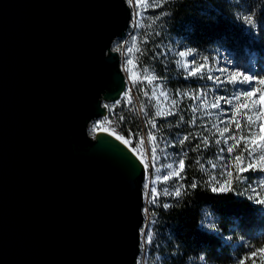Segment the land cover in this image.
Listing matches in <instances>:
<instances>
[{"label":"water","instance_id":"water-1","mask_svg":"<svg viewBox=\"0 0 264 264\" xmlns=\"http://www.w3.org/2000/svg\"><path fill=\"white\" fill-rule=\"evenodd\" d=\"M127 0H0V264H137L146 168L106 129Z\"/></svg>","mask_w":264,"mask_h":264},{"label":"trees","instance_id":"trees-1","mask_svg":"<svg viewBox=\"0 0 264 264\" xmlns=\"http://www.w3.org/2000/svg\"><path fill=\"white\" fill-rule=\"evenodd\" d=\"M158 2L147 0L135 28L132 31L129 28V32L135 36L137 64L152 69L160 79L155 82L156 86L166 87L172 97L197 82L184 77L183 70L177 67V61H181L179 53L174 52L176 58L167 62L173 56V51L167 48L173 39L194 46L203 55L210 54L209 49L214 45L242 55L250 51L264 55V0H166L161 7H156ZM239 7L243 10L242 16L235 14ZM248 15L253 16L254 32L243 19ZM242 99L236 101L237 104H242ZM187 105L179 102V111L167 117H155L157 108L166 109V106L150 108L157 125L153 133L157 131L158 149L171 156L176 152L177 160L185 161L183 170L175 166L181 171L182 180L173 178L158 182L157 190L161 192L164 188L172 191L179 184L184 187L180 197L161 194L152 207L156 224L154 245L160 255L157 264H188L189 259L195 258H199L201 264H240L241 261L264 264L261 251L264 249V205L256 203L255 198L250 199L242 185L233 182L229 185L231 191L211 190L222 181L216 169L207 167L217 152L216 135L200 123L189 124L191 116ZM181 115L183 121L179 119ZM124 116L120 132L129 144H133L145 129L137 113L127 110ZM241 116L236 114V119L240 121ZM185 135L192 138L180 145L178 138ZM203 136L209 137L208 147L202 143ZM197 144L200 145L198 149ZM243 146L244 141H241L236 151ZM170 171L166 168L162 177ZM257 173L262 171H245V181L255 179ZM212 177L217 180L211 181ZM194 182L198 185L196 188L191 186ZM164 204L171 206L165 208ZM207 215L212 223L205 220Z\"/></svg>","mask_w":264,"mask_h":264},{"label":"rangeland","instance_id":"rangeland-1","mask_svg":"<svg viewBox=\"0 0 264 264\" xmlns=\"http://www.w3.org/2000/svg\"><path fill=\"white\" fill-rule=\"evenodd\" d=\"M127 2L130 4L132 9V17L130 20L131 25L130 27H128L126 35L122 38H116L113 41L112 46L113 48L119 49L120 64L125 73L126 81L128 82V91L131 95V100L126 102L118 100L119 103L111 102L108 103V107L113 108L115 112V117L120 121V123L125 118V111L129 110L131 113V110L133 108L135 109L137 105H139L141 109L142 107L144 109L143 111L140 110L142 126L145 129L144 133L139 135V139L142 141V148H137V150L133 148L136 154L143 159L144 163L149 164V167L146 168V177L143 181V185L145 183H150L152 180H155L157 176H160L162 180V175L164 174V171L166 169V167L164 166H166L167 164L172 163L174 166L179 167V161L177 160L178 155H176V152H174V155L171 156V154H167V152H165V154H162L160 150L157 149L156 155L159 156V159L153 161L152 149L153 147L157 146L158 141L156 139L155 144L149 143L148 141V134L150 132L153 133L154 130L148 123L149 120L154 119V116L150 115V108L152 106L160 105L166 106L165 110H172L170 101L171 99H177L179 102L182 101L188 103L187 109L191 116L189 120L190 125H193L191 121L193 117H195L196 125H199L198 123L202 124L201 126H203L205 130H209L215 133L216 141H221L220 144H217V152L215 153L214 160L209 161L207 165L208 168H213L212 165L216 164L217 167H215L214 169H216L217 173H224L221 177L222 181L216 187L219 188L220 185L224 184H227L229 186L233 182V184L235 185H242L241 187L243 188V191L247 193L248 196L255 199L258 198L264 200V187H261V182L264 181V171H262V173H257L255 179L249 182L245 181V179H237L236 177L238 175L244 177V173H239V168L237 167L238 162L235 161L234 157L236 155H241V153H244L246 157L245 147H240L236 152L231 155L228 154L226 149L229 145L223 143L225 137H221L216 131V128L213 127V125H216V127L219 128L229 127L230 129V127L233 126V129H230L229 134L236 136L237 139H239L241 135L250 136L252 134H255L257 137L259 136V126L261 124H264V115H262V113H264V107H261L259 103L260 95L264 94V84H260L258 81L264 80V55H257L255 51H250L247 55H242V53H236L234 51L226 50V48H223L221 45H214L213 48L209 49L211 52L210 54L203 55L202 52H199L196 48H194V46L186 44L184 41H178L176 39H173L172 42L168 43L167 45V48L173 51L172 58H169L167 62L176 58L174 52H189L190 54L188 56L180 57L181 61L180 64L177 65V67L183 70L184 77L194 78L197 82H199V84L196 82V84L178 91L181 93L187 92V96L180 97L175 95V97H172L170 95V91H168L166 87L156 86L155 82L160 81V79L155 76L152 69L141 68V66H139L136 61V41L134 39L135 36H133L129 32V28L130 31L135 28L136 22L142 15V11L146 6L147 0H127ZM235 14L237 16L243 15V10L241 9V7L236 9ZM252 24H249L248 28L252 32H254V22ZM173 42L175 43L173 44ZM129 48L132 49L131 52L128 51ZM178 49L179 51H177ZM129 60L132 61L131 64L128 63ZM185 62H187L190 67L192 66L193 62H195L197 67H199L201 64L206 63L207 67L204 69L202 76H188L187 71L181 66ZM145 69L147 71H145ZM208 69H211V75H213L214 77H220L222 81L220 84H217L214 80L207 79V76L209 75ZM221 69H223L224 71H219ZM233 72L240 73L237 83H229L228 85L225 84V82H228L229 74ZM153 76H155L156 79L152 80L151 82H149V79H145V77L151 78ZM243 76L252 77L251 87H249L248 84L242 83ZM133 89L134 92H136L135 95L133 93ZM161 90L168 94L169 100L166 101L163 97L159 95ZM153 91L156 92L155 96L152 95ZM226 91H229V94H226ZM245 91H256V95L251 98H244L242 96V104L249 103L251 100H255L256 107L254 110L252 108H249L247 110L242 109L240 111V114L242 113V116L239 114V112L236 113L238 117L241 116L242 118L240 119L241 129L239 131L235 128V123H232L230 125L220 123L221 120L231 119L229 113L234 109L235 105L237 104L235 100H233L232 105L221 101L220 107L218 109H204L200 103V100L192 99L194 95L203 93L204 95L202 99H206L210 104L215 101L216 97H224L226 100H229L232 99L234 95L240 94ZM145 92L148 93L147 96H145ZM193 107L197 108V111L195 113L192 112ZM158 109L159 108H157V110ZM205 112H210L211 115H206ZM248 116H252L253 120L257 121V123L249 125L247 120ZM97 128L107 129L108 127L106 126L105 121L103 120L99 119V122H96V120H92L88 126V131L89 133H92L93 130ZM153 134L158 138L157 131H154ZM229 134L225 135L227 136ZM229 144H231V141H229ZM129 145L133 147L132 144ZM251 147L252 145L249 144L248 148ZM221 148H224L225 151L221 152ZM178 153L180 154V151L177 150V154ZM221 157H223V159H221ZM252 162L253 161L244 159L239 163L240 166L247 169L248 164ZM254 163H261L259 161V153L257 154V159L256 161H254ZM157 169H159V171H157ZM253 171L254 170H251V172ZM228 173H231V175H228ZM158 182L156 183V185H154V187L157 188ZM252 189H255L256 191L253 192ZM143 193L144 202L142 209L144 213V222L141 226V229H144L145 233L149 231L152 232L153 236L151 242L146 243V235L141 232L140 252L137 258V264H157L160 255L158 253L157 246L154 245V236L156 234L155 218L152 212V207L154 204L149 202V196L145 195L144 187ZM211 219L212 218L208 217V215L205 218V220L209 223H212ZM188 264H201V262L199 261V258H195L189 259Z\"/></svg>","mask_w":264,"mask_h":264},{"label":"snow or ice","instance_id":"snow-or-ice-1","mask_svg":"<svg viewBox=\"0 0 264 264\" xmlns=\"http://www.w3.org/2000/svg\"><path fill=\"white\" fill-rule=\"evenodd\" d=\"M164 3H166V0H159V2L155 4V6L156 7H161V5L164 4ZM243 19L250 25L253 23V16H251V15L244 16ZM117 51H119V49H117ZM128 51L131 52L132 49L129 48ZM189 54H190L189 52L181 51V52H179L178 55L180 57H186ZM128 63L131 64L132 61L129 60ZM177 63L180 64V61H177ZM181 66L187 71L188 76H202V73H203L204 69L207 67L206 63L205 64H201L199 67H197L195 62L192 63L191 67L189 66V64L187 62L183 63ZM145 71H147V70L145 69ZM208 71H209V75L207 76L208 80H214L217 84H220L222 82L220 77H218V76L214 77L213 75L210 74L211 73V69H208ZM219 71H224V70L221 69ZM239 76H240V73H238V72L230 73L229 77H228V83H233V84L237 83V80H238ZM145 79H149V82H151L152 80H155L156 77L155 76H153L151 78L145 77ZM251 82H252V77L243 76L242 83L248 84L249 87H251ZM258 82L260 84H264V80H260ZM157 87H159V86L157 85ZM144 94H145V96L148 95L147 92H145ZM152 95L155 96L156 92L153 91ZM159 95L161 97H163L166 101L169 100L168 94L166 92H164L163 90L160 91ZM176 95L180 96V97H183V96H187L188 93L187 92H184V93L177 92ZM203 95H204L203 93H199L197 95H194L192 97V99L193 100H200V103H201V105H202V107L204 109H209V108L218 109L220 107L221 101H224L225 103H227L229 105H232L233 100L239 101L242 96L244 98H251L254 95H256V91H245V92H242L240 94L234 95L232 97V99H229V100H226L224 97H216L215 101L210 103V104L208 103V101L206 99H202ZM117 103H119V101H117ZM259 103H260L261 107H264V94L260 95ZM170 104L172 106V110H165L163 108H159L155 112V117H167V116H171V115H173V114H175V113H177L179 111V109H178L179 101L177 99H171ZM255 107H256V101L255 100H251L249 103H245V104H236L234 109L229 113V115L231 116V119L221 120L220 123L221 124H229V125L232 124V123H235V128L239 131L241 129V123H240L239 120L236 119V113L240 112L242 109L247 110L249 108H252L254 110ZM141 110L142 111L144 110L143 107H142ZM196 111H197V108L193 107L192 108V112L195 113ZM205 114L209 115V116L211 115L210 112H205ZM262 115H264V113H262ZM179 119H180V121H183L184 117L181 115ZM247 120H248V124L249 125L257 123V121L253 120L252 116H248ZM195 122H196V118L193 117L191 123L195 124ZM148 123L154 129L157 127L154 119L153 120H149ZM213 127L216 128V131L219 133V135L221 137H225L223 143L229 145L227 147L226 151L230 155L233 154L236 151V149L239 146V144L241 143V141H244L246 157H245L244 153H241V155H236L234 157L235 161L238 162L237 163V167L239 168V173H244L245 171H247L249 169H251V170L259 169L261 171H264V124H261L259 126L260 127V134H259L258 137L255 134H252L250 136L241 135L239 139H237L236 136L229 134L230 133L229 127L219 128V127H216V125H213ZM225 134H229V135L226 136ZM197 135H199V133ZM191 138H192L191 135H185V136H183V138H178V143L180 145H184L186 143V141H189ZM115 139L118 140V141H121L125 145L129 144V141L125 140L120 135H116ZM156 139H157V137L153 133L150 132L148 134L149 143L155 144ZM229 141H234V143L229 144ZM202 143H203L204 147H208L209 137L208 136H203ZM216 143L220 144L221 141L217 140ZM249 144L252 145L251 148H248ZM199 147H200V145L197 144L196 148L198 149ZM157 149H158V145L153 147V149H152V152H153L152 160L153 161L159 159V156L156 155ZM220 151L224 152L225 149L221 148ZM258 153H259V161L261 162L259 164L254 163V161H256V159H257V154ZM184 155L186 156L187 153H184ZM221 159H223V157H221ZM244 159H248L249 161H253L252 163L248 164V168L247 169L242 167V166H240V163H239V162L243 161ZM141 162L144 163L143 160ZM144 167L148 168L149 164L145 163ZM164 167H166L167 169H170L171 171L168 172L166 175H164L162 177L163 181L167 182V181H169L170 179H173V178H176L178 180H182L183 179V176L181 175V171H177V168L172 163H169V164H167ZM184 167H185V161H184V159H180L179 160V169L183 170ZM201 167H203V165H201ZM212 167L215 168V167H217V165L213 164ZM157 171H159V169H157ZM223 174L224 173H222L221 175H223ZM228 175H231V173H228ZM236 178L239 179V180L245 179L244 177L239 176V175ZM160 180H161V177L157 176L155 180H152L150 183H145L143 185V187L145 189V195L149 196V202L150 203H152V204L157 203V199H158V197L161 194L164 195V196H173V195L176 196V197H180L181 196L182 191H183V187H184L183 184H179L172 191H169L168 188H164L162 190V192H161V191H158L156 187H154V185H156V183L158 181H160ZM216 180H217L216 177H212L211 178V181H216ZM191 186H192V188H196L198 185H197V183L194 182ZM261 187H264V181L261 182ZM211 190L213 192H216V191H231V187H229L227 184H224V185H220L219 188L212 187ZM252 191L255 192L256 190L252 189ZM251 198L252 197H250V199ZM256 203L264 205V200L257 198L256 199ZM170 206L171 205H169V204H164L163 205V207H165V208H168ZM141 232L146 235V241L145 242L146 243H150L151 240H152L153 233L150 232V231L145 233L144 229H141ZM261 251H262V253H264V249H262ZM252 255H253V257H255L256 253L253 252ZM200 259L203 260L204 257H200ZM240 264H244V261H241Z\"/></svg>","mask_w":264,"mask_h":264},{"label":"built area","instance_id":"built-area-1","mask_svg":"<svg viewBox=\"0 0 264 264\" xmlns=\"http://www.w3.org/2000/svg\"><path fill=\"white\" fill-rule=\"evenodd\" d=\"M117 49H118V48H117ZM133 93H134V95H135V93H136V92H134V89H133ZM118 100H121V101H124V102H126V101H130V100H131V95L129 94V91H128V82H126V87H125V89H124L122 95L120 96V98H119ZM118 100H117V101H118ZM117 101H116V102H117ZM135 101H136V100H135ZM136 103H137V102H136ZM140 110H141L140 106L137 105L135 109L133 108V109L131 110V113H137V115H138V117H139V119H140V121H141ZM99 119L105 121V124H106V126L108 127L107 129L113 131V133L116 134V135H120V136H122V135H121V132H120L121 127H122V122L120 123V121L115 117V112H114V110H113L112 107H108V113H107V115L104 116V117H100V118L96 119V122H99ZM141 123H142V122H141ZM142 128H143V126H142ZM143 133H144V132H142L141 134H143ZM141 134H140V135H141ZM122 137H123V136H122ZM123 138H124V137H123ZM132 145H133V147H131V146L129 145L132 149H133V148H142V147H141V145H142V141L139 139V135L137 136L136 141H135ZM140 158H141V157H140ZM141 160H143V159L141 158ZM143 162H144V161H143ZM144 164H145V163H144Z\"/></svg>","mask_w":264,"mask_h":264},{"label":"bare ground","instance_id":"bare-ground-1","mask_svg":"<svg viewBox=\"0 0 264 264\" xmlns=\"http://www.w3.org/2000/svg\"><path fill=\"white\" fill-rule=\"evenodd\" d=\"M227 50V49H226ZM184 75V74H183ZM100 129H102V128H100ZM106 130H108V129H106ZM109 131H111V130H109ZM111 132H113V131H111ZM136 150H137V148H135Z\"/></svg>","mask_w":264,"mask_h":264},{"label":"clouds","instance_id":"clouds-1","mask_svg":"<svg viewBox=\"0 0 264 264\" xmlns=\"http://www.w3.org/2000/svg\"><path fill=\"white\" fill-rule=\"evenodd\" d=\"M201 257H203V256H201Z\"/></svg>","mask_w":264,"mask_h":264}]
</instances>
